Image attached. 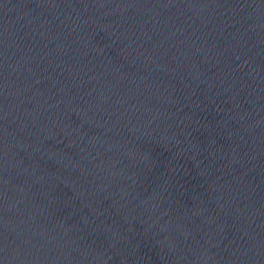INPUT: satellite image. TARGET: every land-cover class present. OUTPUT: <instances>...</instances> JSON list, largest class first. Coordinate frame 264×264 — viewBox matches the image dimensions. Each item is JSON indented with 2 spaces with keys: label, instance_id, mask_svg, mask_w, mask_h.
<instances>
[{
  "label": "water",
  "instance_id": "obj_1",
  "mask_svg": "<svg viewBox=\"0 0 264 264\" xmlns=\"http://www.w3.org/2000/svg\"><path fill=\"white\" fill-rule=\"evenodd\" d=\"M0 264H264V0H0Z\"/></svg>",
  "mask_w": 264,
  "mask_h": 264
}]
</instances>
